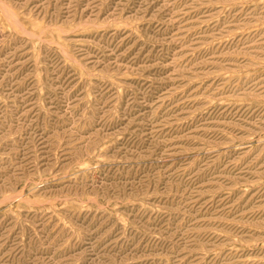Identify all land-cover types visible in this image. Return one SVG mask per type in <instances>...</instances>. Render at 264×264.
<instances>
[{
    "label": "rangeland",
    "instance_id": "rangeland-1",
    "mask_svg": "<svg viewBox=\"0 0 264 264\" xmlns=\"http://www.w3.org/2000/svg\"><path fill=\"white\" fill-rule=\"evenodd\" d=\"M0 264H264V0H0Z\"/></svg>",
    "mask_w": 264,
    "mask_h": 264
}]
</instances>
